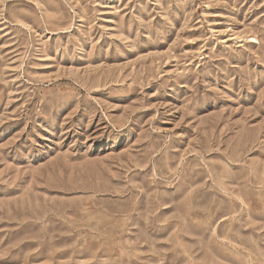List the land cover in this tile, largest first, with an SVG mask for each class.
I'll use <instances>...</instances> for the list:
<instances>
[{
	"label": "rangeland",
	"instance_id": "obj_1",
	"mask_svg": "<svg viewBox=\"0 0 264 264\" xmlns=\"http://www.w3.org/2000/svg\"><path fill=\"white\" fill-rule=\"evenodd\" d=\"M0 264H264V0H0Z\"/></svg>",
	"mask_w": 264,
	"mask_h": 264
}]
</instances>
